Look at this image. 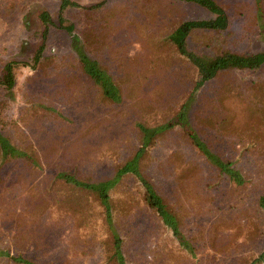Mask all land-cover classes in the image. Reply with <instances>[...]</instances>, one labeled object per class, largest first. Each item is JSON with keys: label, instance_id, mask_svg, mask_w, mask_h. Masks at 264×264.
<instances>
[{"label": "trees", "instance_id": "obj_1", "mask_svg": "<svg viewBox=\"0 0 264 264\" xmlns=\"http://www.w3.org/2000/svg\"><path fill=\"white\" fill-rule=\"evenodd\" d=\"M184 2L210 16L174 19L172 29L152 41L153 33L141 27L147 24L134 27L122 14L124 8L107 13L106 0L91 6L59 0L55 12L42 9L37 13V28L32 31L37 43L30 59H11L0 66V259L14 264H55L52 260L42 263L25 252L47 246L46 236V240L39 237L34 225L48 213L52 225L67 222L70 226L67 246L71 254H97L100 264H211L213 255L204 248L226 254L235 251L233 264H264V84L228 81L215 87L216 93L201 95L221 73L264 64V50L242 51L232 43L226 12L231 6L252 12L251 18L264 24V0H244L239 5L217 0ZM72 8L80 9V29L67 16ZM143 12L152 22L162 16L153 7ZM123 26L134 36H119ZM52 29L69 37L71 53L61 62L54 54L45 56ZM199 34L212 35V54L188 47V38ZM106 38L115 43V38L120 39L122 48L128 42L147 41L150 50L145 58L136 54L125 67L126 76L118 80L100 57L88 52L100 50ZM139 60L142 67L136 70ZM155 63L171 64L173 73H153ZM23 66L34 73L27 79L24 94L17 96L18 72ZM154 77L159 86L147 81ZM184 83L187 89L181 87ZM17 97L27 104L8 112ZM59 100L71 108L73 121L67 110L57 106ZM96 108L109 116L94 112ZM136 111L140 117L131 120ZM113 114H121L120 124L111 118ZM25 118L39 119L36 126L42 119H51L52 125L45 128L47 132L37 131L33 139L19 128V120L26 123ZM103 120L113 122L114 131H105ZM129 120L136 142L128 155H122L117 147ZM217 136L239 153H250L262 174L257 184L236 164V158L216 149ZM177 137L181 143L169 148L158 163L163 173L172 175L167 188L146 170L153 159L151 150L160 141L178 143ZM108 156L111 160L103 159ZM87 159L101 165L83 171L81 165ZM202 180L207 187L223 185L231 197L238 198L241 210L231 217L218 215L207 225L206 234L201 226L197 235H190L184 228L186 217L198 202L209 198ZM253 186L260 190L246 204L243 191ZM211 210L218 211L215 205ZM6 236L21 249L12 252L8 244L3 245ZM199 239H205L203 245H198ZM204 254L211 256L205 259Z\"/></svg>", "mask_w": 264, "mask_h": 264}, {"label": "rangeland", "instance_id": "obj_2", "mask_svg": "<svg viewBox=\"0 0 264 264\" xmlns=\"http://www.w3.org/2000/svg\"><path fill=\"white\" fill-rule=\"evenodd\" d=\"M74 1H77L80 5L83 6H91L99 2L100 0ZM143 1L144 0H106V12L109 13V11H115L119 8H124L122 9V14H124L125 17H127V19L131 21L130 23H132L134 27H139L140 24L148 25L147 27L145 25H142L141 27L143 28V30L153 33L154 36H152L151 38L149 37L151 41L156 40L158 36L160 38L164 34L163 32H169L172 29L171 26L173 24L171 25V23H173L172 21L174 19H197L210 16V14L206 10L195 4L186 3L184 2V0H145L147 3L142 5L141 3H143ZM217 1L220 3L232 2L233 5L236 2H238L237 5L244 4V0ZM58 2L59 0H0V66L2 65V63H4V61L11 59L26 61L30 59L34 46L37 43L36 40H34L35 38L32 34L33 29L37 28V13L42 9H47L51 12H55L58 8ZM152 7L162 11L160 20L153 22L147 20L146 16H149V14L144 13L143 9H150ZM234 8L233 6H231L230 8L226 9L229 17V27L227 32L229 36L234 37V42L232 43H234V45H236V47L242 51H263V20L258 22V20L255 19L254 21L251 18V14L254 15V13L239 12L237 9L234 10ZM78 11H80L79 8H72L67 11V16L75 23L76 28L80 29L82 27V16H79ZM25 21L27 22V24H24ZM114 22L118 23L117 21ZM261 22L262 26L260 25ZM123 28L124 29L123 31H121V34L119 36H123L124 39H126L127 37L130 38V36H134L132 35L133 32L130 31L127 26H123ZM109 38H106L105 43L99 48L100 50L92 51L88 49V52L89 54L91 53L100 57L113 77L120 80L122 77L126 76V73L124 72V70L126 69L125 67L134 62V56H136V54L145 58V54L150 50V43H147V41H144L143 44H139L138 41L131 43L128 42L127 44H125V48H122V46H124V43L118 44V41H120V39L115 38V43L111 42L112 40H110L111 38ZM214 45L215 40L212 39V35L205 36L203 34H199L198 36H191L188 38V47L196 52L205 51L212 54L215 50ZM70 53L71 52L69 47L68 35L63 31L52 29L49 33L48 46L45 49V56H51L52 54H54L56 55V61L61 62L64 57L67 59V55H70ZM50 59L54 60L53 57H50ZM46 61L49 62V60L47 59ZM140 62L141 61L139 60L135 64L136 70L141 69L142 66L140 65ZM161 70H166L168 74L173 73V67L171 66V64L168 67H165L164 65H157L155 63L151 69L153 73L157 71L158 73H160ZM33 73L34 70L29 66H23L20 68L18 72L17 96L21 95L22 93L24 94V91L26 90L27 79ZM154 78L155 79H148L147 81H153V85L155 87L159 86V84H157L158 79L156 77ZM174 80L177 81L175 78ZM228 81H233L236 85L252 84L254 82H262L264 84V64L257 69L233 70L221 73L211 81L210 85H208L209 87L207 91H201V95H203V93L209 95L216 93V90L214 88H218ZM181 87L183 89H187L188 83H184ZM251 90H253V88ZM125 91L127 92V90ZM24 104L27 103L22 102L21 99L17 97L15 103H13L11 107H9L8 112L11 113L12 111H14L13 106L20 107ZM56 104L60 109L67 110V112H69L71 117L70 119L72 121L75 119V117L71 115V113L73 112L68 110L71 108H67V104L62 103L61 105V100L57 101ZM125 104H130V101H126ZM197 104L198 100L196 99L193 102L194 107H196ZM93 111L97 112L98 114L101 113L100 115L104 114L105 112L102 108H96ZM105 115L109 116V113L105 112ZM120 115L121 114H113L111 118H116L118 124H120ZM135 117H140L138 111H136L135 113L133 112L131 120ZM94 119V121H96L98 119V115H95ZM38 120L39 119L37 118H30L28 120L26 119V123L19 120L18 123L20 126H18L25 134L35 139L36 136L34 135L37 133V131H40L42 129L44 132H47L45 128L52 125V122H50L51 119H42L39 121V124L41 125L36 126ZM131 120L128 121V125L125 128H122L126 132L125 135H121V140H119L118 142L117 151L122 155H128V153L132 149V144L136 142L135 131L130 126V123H132ZM101 122L105 125L107 120H103ZM63 123L69 124L70 122L67 123L66 121ZM112 123L113 122H108L104 130L107 131L110 128V130L114 131ZM63 136L64 135H62L61 137ZM50 139L54 140L55 138L51 137ZM175 139L178 143H176L175 141L169 143L160 141V144L158 143V145L151 150V156L153 157V159H151V162L146 170V172L151 175L156 183L162 184L167 188L172 183V175L167 172H164V174L162 171L163 168L159 167L158 163L168 155L169 148L171 149L172 146L175 147L179 143H181V140H178L179 137ZM95 144L96 146H98V143ZM214 144L218 151L224 150L227 154H231V157L236 158V164L240 166L245 172H248V174L253 179L254 184H257L259 182L260 178H262V174L258 170V165L254 164L255 160L250 155V153H239L236 149H233L228 141L222 136H217L215 138ZM103 159H107L108 161L111 160L109 156L104 157ZM92 162L94 163L99 161L95 160ZM92 162H88V159L84 161L81 165L82 170H87L89 168L88 166L91 165H101L100 162L96 163L95 165ZM52 164L53 163L50 164L51 167ZM202 181L204 195L208 196L210 199L205 198L202 203L198 202L197 204L199 206L195 209H192L191 213L186 217L184 228L190 235H197L198 229L201 226H204L205 230L203 231L204 234H206L207 225L210 222L215 221L218 215L225 216V218L231 217L236 214V210H241V206H239L240 202L236 203V199L238 198L235 199V197H231L229 195V192L224 189L223 185L219 187H207V181ZM257 190L260 189L254 186L244 189L242 199L245 202H248L246 204H249L251 202V200L254 198L252 193H255ZM214 205L216 209H218L217 212H213V210H211ZM47 215L48 213H45L43 216H41L34 225V231L38 234L39 237L44 236L45 239L46 236L47 246L38 248L37 246H34L33 251L26 250V253H29L32 257H38L39 261L42 263L43 261L52 260L55 264H100V257L97 254H71L67 246V240L70 234V226L67 224V222H64L59 226L52 225V221ZM126 228L129 229L128 226H126ZM204 240L205 239H199L197 242L198 245H203ZM13 242H15V240L10 236H6L2 241L3 245H9L12 252H14V250H20L21 248L16 246ZM137 250L138 247L136 248V251ZM204 250H207L211 255H213L210 258L211 264L234 263L233 256H235L236 253L233 250L232 253L229 254L210 251L208 248L202 249V251ZM239 250L242 251V247H239ZM94 253H96V251ZM211 255H206L205 259L207 257H210ZM0 264L14 263L5 259H0Z\"/></svg>", "mask_w": 264, "mask_h": 264}]
</instances>
